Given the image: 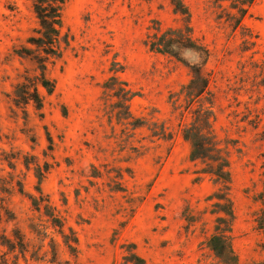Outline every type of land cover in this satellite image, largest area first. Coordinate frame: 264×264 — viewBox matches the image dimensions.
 I'll use <instances>...</instances> for the list:
<instances>
[{
    "label": "rangeland",
    "instance_id": "1",
    "mask_svg": "<svg viewBox=\"0 0 264 264\" xmlns=\"http://www.w3.org/2000/svg\"><path fill=\"white\" fill-rule=\"evenodd\" d=\"M180 1L65 0L42 69L35 0H0V237L23 242L0 245L9 264H264V0Z\"/></svg>",
    "mask_w": 264,
    "mask_h": 264
},
{
    "label": "trees",
    "instance_id": "2",
    "mask_svg": "<svg viewBox=\"0 0 264 264\" xmlns=\"http://www.w3.org/2000/svg\"><path fill=\"white\" fill-rule=\"evenodd\" d=\"M176 7H181L180 0H172ZM245 2L251 3L252 0H247ZM65 3V0H35L34 2V10L40 20L39 24L40 35L31 38V43L35 44L46 57L38 56V63L42 69H45V58L52 55H59L58 44L60 42V28L63 23L62 20V6ZM184 9V8H183ZM241 12H245V8L240 9ZM184 11H186L184 9ZM168 46V45H167ZM188 48L193 47L191 44L185 46ZM25 51H30L26 48ZM29 53V52H28ZM39 83L48 90V92H52L53 83L49 80L44 73H42ZM193 82H195L193 80ZM17 88V96L20 102L28 103L29 101H33L36 106L40 109L42 107V97L37 88V84H33V86H29L25 83H18L16 85ZM186 138H190L192 141V156L197 158H204L212 163L208 164L210 168V172H213L214 175L221 180L229 179V171L227 166L229 164V160L227 156H225L221 149L217 146L214 138L207 133L201 132L199 129L193 131L189 128L186 133ZM1 218V215H0ZM21 236H18L16 241H12L10 238L6 236L0 237V245L7 247L12 250L17 245L23 244L21 240ZM230 242L227 240V237L219 231V233L215 234L210 239V246L216 253L226 259H231L233 257V251L231 248ZM140 259V258H139ZM0 264H9L7 253L1 251L0 249ZM13 264V263H12Z\"/></svg>",
    "mask_w": 264,
    "mask_h": 264
}]
</instances>
